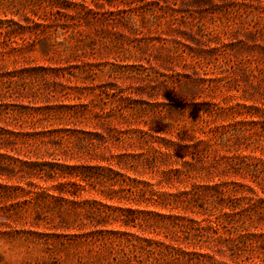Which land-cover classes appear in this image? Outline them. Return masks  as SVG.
<instances>
[{
    "label": "rangeland",
    "instance_id": "374dc122",
    "mask_svg": "<svg viewBox=\"0 0 264 264\" xmlns=\"http://www.w3.org/2000/svg\"><path fill=\"white\" fill-rule=\"evenodd\" d=\"M0 264H264V0H0Z\"/></svg>",
    "mask_w": 264,
    "mask_h": 264
}]
</instances>
